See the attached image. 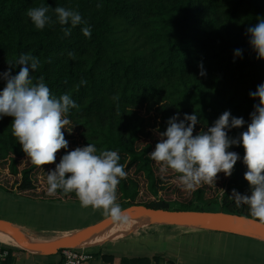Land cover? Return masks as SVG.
Here are the masks:
<instances>
[{"label":"trees","instance_id":"16d2710c","mask_svg":"<svg viewBox=\"0 0 264 264\" xmlns=\"http://www.w3.org/2000/svg\"><path fill=\"white\" fill-rule=\"evenodd\" d=\"M42 5L51 6L53 20L56 6L78 9L92 27L91 38L82 34L83 25L73 28L71 36L64 35L58 22L36 29L27 10ZM258 18H264V0H0V73L22 53L40 59V67L31 73L34 81L43 76L52 93H69L78 104L68 113L69 127L75 126L71 132L62 129L68 151L91 143L120 154L128 173L117 186L123 209L204 212L217 207L218 212L258 220L247 205L237 207L229 198L232 189L251 194L242 145L230 149L241 156L232 175L218 173L216 185L204 184L196 191L184 190L171 169L162 179L160 164L148 157L176 113L183 119L184 113L196 112V132L212 126L226 110L250 122L259 101L249 92L264 83V59L257 57L246 30ZM235 49L243 50L241 58L234 59ZM201 62L205 76L200 75ZM20 67L12 68V74ZM82 78L87 84L77 87ZM4 87L0 80V90ZM12 120L0 119V190L37 202L80 203L74 192L47 191L46 172L65 150L57 152L53 164L34 165L12 135ZM246 128L232 129L229 135L238 136ZM0 250L7 253L2 264H13L19 253L2 245ZM99 257L105 264L159 261Z\"/></svg>","mask_w":264,"mask_h":264},{"label":"clouds","instance_id":"9594fccd","mask_svg":"<svg viewBox=\"0 0 264 264\" xmlns=\"http://www.w3.org/2000/svg\"><path fill=\"white\" fill-rule=\"evenodd\" d=\"M50 5H42L27 10V16L38 30L58 22L65 36H71L72 29L83 25L81 32L91 38L92 27L83 18L78 9L56 6V20L50 15ZM249 44L264 59V18L247 28ZM68 55L74 58V53ZM242 49L234 50V59L241 58ZM11 67L0 73V80L5 87L0 90V119L5 116L13 118L12 135L21 145L30 161L36 166L53 164L60 149L65 150L54 169L47 170V191L56 195L58 190L67 195L75 193L81 207L103 210V215L113 222L126 224L129 216L117 202V186L127 178L126 165L120 163L121 156L117 150H98L95 144L76 147L68 151L69 141L65 138L66 129L71 132L68 118L70 109L78 104L69 93L57 97L45 83L44 77L33 79L31 73L40 67V59L30 53H22ZM21 66L18 74H12V68ZM200 75L206 70L201 62ZM81 79L77 87L86 85ZM250 98L258 100L254 111L250 113V122L242 116H234L230 110L224 111L218 119L199 132L196 125L200 123L198 114L176 113L167 121L166 130L159 133V141L148 157L160 164L161 178L169 169L177 173V179L184 190L196 191L200 186L216 185L218 173L231 176L234 165L241 159L238 152L230 149L243 146V163L247 167L244 174L250 186V195L241 194L232 189L229 197L237 207L247 205L250 216L264 221V83L249 92ZM238 136H231L232 129L243 128ZM195 132V134H194ZM225 190L221 189V202ZM7 256V253H3Z\"/></svg>","mask_w":264,"mask_h":264},{"label":"water","instance_id":"95a60500","mask_svg":"<svg viewBox=\"0 0 264 264\" xmlns=\"http://www.w3.org/2000/svg\"><path fill=\"white\" fill-rule=\"evenodd\" d=\"M124 210L129 216L126 224L105 218L94 225L60 236L39 238L15 224L0 220V234L9 237L17 244L16 248L33 257L53 256L65 249L102 247L153 226L232 234L264 243V223L245 216L224 212L171 211L145 206H130Z\"/></svg>","mask_w":264,"mask_h":264},{"label":"crops","instance_id":"0c3cea01","mask_svg":"<svg viewBox=\"0 0 264 264\" xmlns=\"http://www.w3.org/2000/svg\"><path fill=\"white\" fill-rule=\"evenodd\" d=\"M15 225L39 238H51L77 230L59 228L50 231L42 228L36 232L35 226L27 223ZM174 229L178 228L153 226L140 230L127 238L106 243L102 247L89 249L94 259L88 264H105L99 254L130 259L159 257V261L153 264H166L167 261L175 264H193L204 257L216 258L226 255L225 246L226 241L229 240L221 234L202 230L176 231ZM13 248L19 251L13 264H61L60 253L48 257H33L16 247Z\"/></svg>","mask_w":264,"mask_h":264},{"label":"rangeland","instance_id":"374dc122","mask_svg":"<svg viewBox=\"0 0 264 264\" xmlns=\"http://www.w3.org/2000/svg\"><path fill=\"white\" fill-rule=\"evenodd\" d=\"M210 209L208 212H218L217 207ZM105 218L103 210H93L91 207L84 208L81 207L80 203L72 201L65 203L56 201L37 202L0 190V220L12 224L27 223L35 226L36 232L42 228L50 231L59 228L78 230L94 225ZM174 230L187 229L178 228ZM218 234L229 240L226 241V255L216 258L204 257L193 262V264H264L263 242L232 234ZM0 245L6 246L2 243Z\"/></svg>","mask_w":264,"mask_h":264},{"label":"built area","instance_id":"2783aa9c","mask_svg":"<svg viewBox=\"0 0 264 264\" xmlns=\"http://www.w3.org/2000/svg\"><path fill=\"white\" fill-rule=\"evenodd\" d=\"M6 251L0 250V264L6 256L2 254ZM62 260L61 264H88L94 259L93 254L89 251V249H65L60 251Z\"/></svg>","mask_w":264,"mask_h":264},{"label":"bare ground","instance_id":"6f19581e","mask_svg":"<svg viewBox=\"0 0 264 264\" xmlns=\"http://www.w3.org/2000/svg\"><path fill=\"white\" fill-rule=\"evenodd\" d=\"M0 243L6 246H12V247L17 246V244L13 240H11L9 237L2 235V234H0Z\"/></svg>","mask_w":264,"mask_h":264}]
</instances>
